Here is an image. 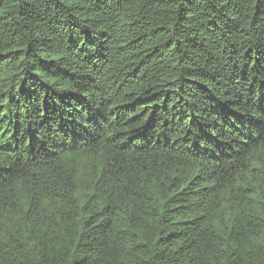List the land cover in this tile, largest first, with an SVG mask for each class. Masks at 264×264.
Masks as SVG:
<instances>
[{
  "label": "trees",
  "instance_id": "1",
  "mask_svg": "<svg viewBox=\"0 0 264 264\" xmlns=\"http://www.w3.org/2000/svg\"><path fill=\"white\" fill-rule=\"evenodd\" d=\"M0 264H264V0H0Z\"/></svg>",
  "mask_w": 264,
  "mask_h": 264
}]
</instances>
